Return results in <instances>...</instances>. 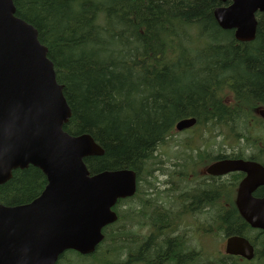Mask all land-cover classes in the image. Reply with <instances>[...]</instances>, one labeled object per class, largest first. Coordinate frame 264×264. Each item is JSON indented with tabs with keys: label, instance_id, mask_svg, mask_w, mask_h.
Wrapping results in <instances>:
<instances>
[{
	"label": "trees",
	"instance_id": "trees-1",
	"mask_svg": "<svg viewBox=\"0 0 264 264\" xmlns=\"http://www.w3.org/2000/svg\"><path fill=\"white\" fill-rule=\"evenodd\" d=\"M14 4L16 15L37 29L63 85L72 111L64 129L90 134L104 150L85 159L90 173H137L136 193L114 206L118 219L103 228L96 250H66L55 264H136L134 259L144 256L147 264H231L229 257L218 255L212 262L195 252L198 243L191 241L185 220L203 208H180V245L171 237L177 218L164 202L165 176L154 173L167 171L158 165L156 149L173 137L179 120L189 117L212 138H246L253 144L261 136L256 110L264 107V13H257L255 39L242 42L217 23L214 10L224 5L219 0ZM193 143L204 145L189 141L186 146ZM46 184L40 168L16 169L0 184V204L29 203ZM206 198L204 193L199 199ZM223 217L226 223L238 221L232 211ZM145 219L156 233L146 242L133 235V225Z\"/></svg>",
	"mask_w": 264,
	"mask_h": 264
},
{
	"label": "water",
	"instance_id": "water-1",
	"mask_svg": "<svg viewBox=\"0 0 264 264\" xmlns=\"http://www.w3.org/2000/svg\"><path fill=\"white\" fill-rule=\"evenodd\" d=\"M219 1L224 3L214 10L219 26L233 29L239 41L255 39L256 14L264 13V0ZM260 113L264 117V110ZM71 114L37 29L16 15L14 0H0V184L29 165L47 177L44 190L29 203L0 204V264H55L68 249L93 253L104 238L103 228L118 219L113 207L136 192L135 170L91 175L85 159L104 150L90 134L64 129ZM196 121L182 119L176 128ZM232 169L248 170L247 162L225 160L208 170L218 174ZM260 204L264 201L240 210L252 227L264 229ZM250 247L233 238L227 252L251 258Z\"/></svg>",
	"mask_w": 264,
	"mask_h": 264
},
{
	"label": "flooded vegetation",
	"instance_id": "flooded-vegetation-1",
	"mask_svg": "<svg viewBox=\"0 0 264 264\" xmlns=\"http://www.w3.org/2000/svg\"><path fill=\"white\" fill-rule=\"evenodd\" d=\"M256 116L261 120L260 126L264 129V119L260 115ZM217 139L208 143L210 146L204 143L202 147H198L195 146L197 143H193L190 147L186 144L189 141L196 142L194 139L182 138L180 140L170 137L156 149L157 163L167 171L164 174L161 170L154 169V173L165 176L162 189L167 199L164 202L168 201L172 207L171 212L177 218V232H173L171 237L177 238L178 245H180V208L191 210L203 208L204 211H198L197 214L193 212L194 214L189 215L185 220L188 222L185 225L190 231L188 234L191 241L200 240L197 242L199 249L198 251L195 249L196 253L209 255L212 262L219 255L229 257L231 264L233 261V264H264V231L252 227L239 210L240 206L255 207L257 204L253 202L254 199H264V172L259 173L257 178L255 177V181L260 183L249 195L244 194L241 205L239 204L240 185L247 178L248 172L235 170L220 174L208 173V167L211 164L225 159L253 161L264 169V136L258 137L253 144L245 143L246 138H240L242 146L237 143L233 144L225 138L215 142ZM169 145L173 149L170 153L167 152ZM182 147L184 151L187 150L186 153H180ZM200 151H202L201 154ZM204 193L208 194V198L200 200V196ZM228 211L236 215L237 222L226 223L223 220L224 214ZM228 226L231 231H228ZM238 228L241 229L238 230ZM153 231L154 229L149 226L146 219L133 225V235L140 237L144 242L153 236L155 233ZM165 234L168 235L164 233L162 236ZM235 237L245 239L250 243L251 258L225 253L228 239ZM217 240H221L219 249H216ZM208 241H211L209 248H207ZM134 261L136 264H147L145 256L143 259H134Z\"/></svg>",
	"mask_w": 264,
	"mask_h": 264
},
{
	"label": "rangeland",
	"instance_id": "rangeland-1",
	"mask_svg": "<svg viewBox=\"0 0 264 264\" xmlns=\"http://www.w3.org/2000/svg\"><path fill=\"white\" fill-rule=\"evenodd\" d=\"M191 132L193 131V130H190ZM204 131V130H203ZM191 132H185V133H178V131H175L174 133H173V137H175L176 139H180V140H182V138H190V139H194L195 141H197L198 143H199V141H202L203 143H211V139H212V137H211V135H208V132L206 131V134L204 135V132H202V130L200 131V129H196V130H194L192 133H195V135H192V133ZM200 133H202V135H201V137H200ZM199 135V136H198ZM225 136V135H224ZM209 137V138H208ZM223 138H225V139H228V140H230V141H234L231 137H223V136H221V137H219L217 140H215V142H218L220 139H223ZM197 139V140H196ZM208 144V145H209ZM210 146V145H209ZM173 151V149L170 147V145H169V148H168V150H167V152L168 153H170V152H172ZM194 241H197V242H199L200 240L199 239H194ZM210 242L211 241H208V244H207V248H209L210 247ZM220 243H221V240H217L216 241V249H219V246H220ZM212 247H213V245H211Z\"/></svg>",
	"mask_w": 264,
	"mask_h": 264
},
{
	"label": "clouds",
	"instance_id": "clouds-1",
	"mask_svg": "<svg viewBox=\"0 0 264 264\" xmlns=\"http://www.w3.org/2000/svg\"><path fill=\"white\" fill-rule=\"evenodd\" d=\"M23 117H19V119H22ZM3 129L2 128H0V131H2Z\"/></svg>",
	"mask_w": 264,
	"mask_h": 264
},
{
	"label": "bare ground",
	"instance_id": "bare-ground-1",
	"mask_svg": "<svg viewBox=\"0 0 264 264\" xmlns=\"http://www.w3.org/2000/svg\"><path fill=\"white\" fill-rule=\"evenodd\" d=\"M176 129V131H177V128H175ZM162 157V156H161ZM176 162V161H175ZM172 168V167H171ZM169 218V217H168ZM164 227V226H163ZM130 230V229H129ZM132 230V229H131Z\"/></svg>",
	"mask_w": 264,
	"mask_h": 264
}]
</instances>
